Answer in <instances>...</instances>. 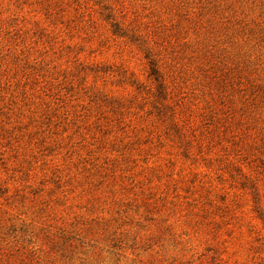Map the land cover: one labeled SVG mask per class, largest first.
Masks as SVG:
<instances>
[{
    "label": "rangeland",
    "instance_id": "rangeland-1",
    "mask_svg": "<svg viewBox=\"0 0 264 264\" xmlns=\"http://www.w3.org/2000/svg\"><path fill=\"white\" fill-rule=\"evenodd\" d=\"M0 264H264V0H0Z\"/></svg>",
    "mask_w": 264,
    "mask_h": 264
}]
</instances>
